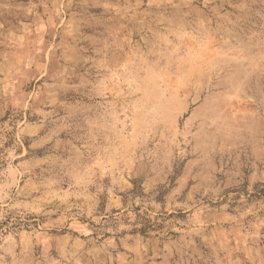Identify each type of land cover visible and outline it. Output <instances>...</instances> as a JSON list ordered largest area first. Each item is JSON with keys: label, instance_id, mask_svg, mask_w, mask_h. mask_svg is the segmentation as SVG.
Wrapping results in <instances>:
<instances>
[{"label": "rangeland", "instance_id": "rangeland-1", "mask_svg": "<svg viewBox=\"0 0 264 264\" xmlns=\"http://www.w3.org/2000/svg\"><path fill=\"white\" fill-rule=\"evenodd\" d=\"M0 264H264V0H0Z\"/></svg>", "mask_w": 264, "mask_h": 264}]
</instances>
